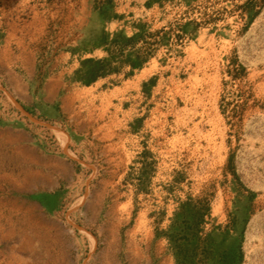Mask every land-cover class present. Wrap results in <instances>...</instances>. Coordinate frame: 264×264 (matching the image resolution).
Masks as SVG:
<instances>
[{
	"label": "rangeland",
	"instance_id": "rangeland-1",
	"mask_svg": "<svg viewBox=\"0 0 264 264\" xmlns=\"http://www.w3.org/2000/svg\"><path fill=\"white\" fill-rule=\"evenodd\" d=\"M246 1L0 0V264H264V4ZM136 33L132 69L111 42ZM88 58L117 70L87 83Z\"/></svg>",
	"mask_w": 264,
	"mask_h": 264
},
{
	"label": "trees",
	"instance_id": "trees-1",
	"mask_svg": "<svg viewBox=\"0 0 264 264\" xmlns=\"http://www.w3.org/2000/svg\"><path fill=\"white\" fill-rule=\"evenodd\" d=\"M262 4H264V0H247L245 3L242 4V7L245 9L246 12L248 11L251 13L253 10H256L257 7H261ZM255 13H258V11H256ZM163 30L165 29L157 30L154 33H150V35H157L163 32ZM186 30L187 29H184V28L181 29V33L180 32L176 33V37L180 39L185 38V36L187 35ZM145 35L147 34L146 33H136L135 35L130 36V37L118 36L116 39H114L111 42V45H113L117 51H121L123 54L125 52V49H129V48L131 50L138 51L136 52L137 60L130 62L132 69L141 67L147 61L148 57L150 56V51H148V49L150 48L146 47V50H145L146 52L145 51L141 52V48L140 49L137 48V43H140V40H143L142 38H145ZM165 35L167 37L166 36L164 37L163 35L162 37H160L159 40L154 41L153 44L161 43L162 41H164L165 38H167V40H170L171 38H173L172 32L171 33L165 32ZM86 64L91 65L88 72L84 74L86 78L85 81L87 83L94 82L100 77L107 76L111 71L117 70L114 67H112L111 62L107 61L106 59L88 58L86 61H84V65ZM187 206L189 208V211L186 213V217L184 220L185 222L180 227L179 225L176 226L177 230H182L181 231L182 233L180 234H183V235L182 237H180V239L183 238L185 243H179L177 239L174 240V242L176 243L175 247L178 248V250H180L182 253L186 250L185 248L188 245H192L193 239H195V237L197 238V235L200 231V227L202 226L201 225L202 217L200 218V215L203 212L202 211L196 212V209L194 208V206H192L191 203H188ZM177 230H174V232L177 233L178 232ZM192 236H194V238ZM187 260H188L187 258H184V262Z\"/></svg>",
	"mask_w": 264,
	"mask_h": 264
}]
</instances>
